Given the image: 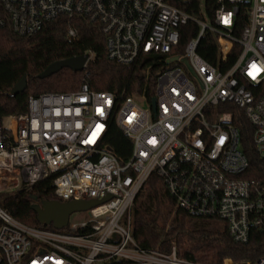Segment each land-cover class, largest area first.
<instances>
[{
	"label": "built area",
	"instance_id": "obj_1",
	"mask_svg": "<svg viewBox=\"0 0 264 264\" xmlns=\"http://www.w3.org/2000/svg\"><path fill=\"white\" fill-rule=\"evenodd\" d=\"M215 1L214 16L199 19L166 0H0V28L34 35L57 18L83 17L100 26L110 60L135 68L153 57L158 65L155 108L154 98L95 91L84 81L77 91L30 96L25 114L0 116L2 190L52 178L62 202L109 197L57 230L22 223L0 206V264H200L175 246L148 250L134 238L132 206L153 174L181 209L225 222L235 242L264 234V183L244 177L250 163L234 124L241 113L252 124L264 159V0ZM240 14L247 21L238 36ZM190 22L199 32L179 53ZM207 32L218 42L215 65L199 53ZM76 34L70 27L68 36ZM112 126L132 142L125 162L108 143ZM228 261L264 264V256Z\"/></svg>",
	"mask_w": 264,
	"mask_h": 264
},
{
	"label": "trees",
	"instance_id": "obj_2",
	"mask_svg": "<svg viewBox=\"0 0 264 264\" xmlns=\"http://www.w3.org/2000/svg\"><path fill=\"white\" fill-rule=\"evenodd\" d=\"M196 18L204 14L212 18L218 4L215 0H166ZM236 35L246 24V16L239 15ZM70 27L77 31L68 36ZM199 32L193 22L181 28L179 53L184 45ZM240 47L236 45L230 63ZM218 42L207 32L199 53L209 62L217 64ZM91 54L93 57L82 72L64 68L46 79L38 76L52 63L74 56ZM153 57H143L133 68L119 64L107 57L106 38L100 26L83 17H60L49 22L34 35H20L10 26L0 28V116L20 115L28 112L29 97L47 92L77 91L84 81L95 91H111L128 95H140L151 101L155 96V80L158 65ZM28 85L24 92L13 95L11 90L24 76ZM148 88L144 90V85ZM234 124L241 133V145L250 166L245 178L264 183V159L254 146V127L241 114H236ZM117 157L125 162L131 152L132 142L120 130L112 126L108 138ZM37 197V201L34 200ZM53 179L46 178L31 188L0 195V205L17 220L27 225L57 230L53 225L39 222L32 205L44 200H57ZM132 233L137 243L148 250L170 253L177 248L180 258L200 264H224L227 258L234 262H256L264 256V234L252 231L250 241L241 244L231 237L227 225L215 218L192 216L181 209L163 180L153 174L137 195L131 210ZM227 264H230L228 261Z\"/></svg>",
	"mask_w": 264,
	"mask_h": 264
},
{
	"label": "water",
	"instance_id": "obj_3",
	"mask_svg": "<svg viewBox=\"0 0 264 264\" xmlns=\"http://www.w3.org/2000/svg\"><path fill=\"white\" fill-rule=\"evenodd\" d=\"M89 54L82 56H74L65 60L56 61L50 64L38 77L40 79H46L52 75L58 73L64 68H69L74 72H82L87 66L89 60ZM176 59V58H175ZM187 64V63H186ZM28 85L27 76L24 75L13 87L11 93L18 95L24 92ZM153 108L156 107V99L152 100ZM107 197L103 201L98 200H75L69 202H62L60 200H44L34 203L32 209L37 213L38 220L43 225H53L55 229H64L70 220L73 213L79 211H88L89 209L99 205L106 201ZM37 201V197H34Z\"/></svg>",
	"mask_w": 264,
	"mask_h": 264
},
{
	"label": "rangeland",
	"instance_id": "obj_4",
	"mask_svg": "<svg viewBox=\"0 0 264 264\" xmlns=\"http://www.w3.org/2000/svg\"><path fill=\"white\" fill-rule=\"evenodd\" d=\"M18 189H14V190H12V191H17ZM12 191H10V190H7V191H4V190H2L1 189V185H0V195H2V194H5V193H8V192H12ZM1 207H3L2 205H0ZM88 217V213H87V211H79V212H75V213H73L72 215H71V218H70V220H71V222H73V221H75V220H78V219H85V218H87ZM221 223L222 224H224V222L223 221H221Z\"/></svg>",
	"mask_w": 264,
	"mask_h": 264
},
{
	"label": "snow or ice",
	"instance_id": "obj_5",
	"mask_svg": "<svg viewBox=\"0 0 264 264\" xmlns=\"http://www.w3.org/2000/svg\"><path fill=\"white\" fill-rule=\"evenodd\" d=\"M226 22H227V20H226ZM253 67H255V66H253Z\"/></svg>",
	"mask_w": 264,
	"mask_h": 264
}]
</instances>
